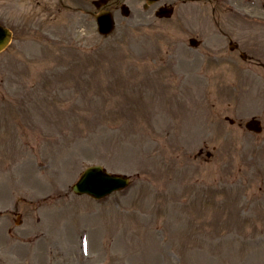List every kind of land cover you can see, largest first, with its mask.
<instances>
[{"label": "rangeland", "instance_id": "374dc122", "mask_svg": "<svg viewBox=\"0 0 264 264\" xmlns=\"http://www.w3.org/2000/svg\"><path fill=\"white\" fill-rule=\"evenodd\" d=\"M4 1L0 264H264V0H126L108 36L91 0ZM96 163L131 184L72 194Z\"/></svg>", "mask_w": 264, "mask_h": 264}, {"label": "water", "instance_id": "95a60500", "mask_svg": "<svg viewBox=\"0 0 264 264\" xmlns=\"http://www.w3.org/2000/svg\"><path fill=\"white\" fill-rule=\"evenodd\" d=\"M110 23V20H109ZM105 32L110 30V25L106 23ZM10 33L0 26V50L4 48L9 41ZM246 126L248 129L260 130L258 121L250 120ZM128 183V178L122 175L109 174L99 165L88 167L81 174L79 180L73 184L72 189L76 193L86 192L95 198H100L112 190L124 187Z\"/></svg>", "mask_w": 264, "mask_h": 264}, {"label": "flooded vegetation", "instance_id": "af4514ba", "mask_svg": "<svg viewBox=\"0 0 264 264\" xmlns=\"http://www.w3.org/2000/svg\"><path fill=\"white\" fill-rule=\"evenodd\" d=\"M0 20H5L4 17H6V14H5V4L3 2H5L4 0H0ZM62 1V0H60ZM107 0V3H106V7H111V4L113 5V9L116 8L117 4H118V1L119 0ZM172 1V0H171ZM207 3H208V11H209V0H207ZM172 4V3H170Z\"/></svg>", "mask_w": 264, "mask_h": 264}]
</instances>
